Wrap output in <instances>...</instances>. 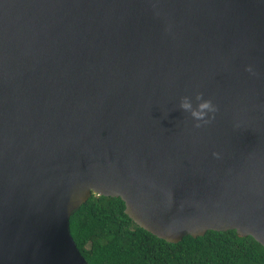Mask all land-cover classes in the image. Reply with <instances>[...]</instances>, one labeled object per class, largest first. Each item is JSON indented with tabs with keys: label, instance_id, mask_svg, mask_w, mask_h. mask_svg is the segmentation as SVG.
<instances>
[{
	"label": "water",
	"instance_id": "95a60500",
	"mask_svg": "<svg viewBox=\"0 0 264 264\" xmlns=\"http://www.w3.org/2000/svg\"><path fill=\"white\" fill-rule=\"evenodd\" d=\"M92 194L171 243L264 246V0H0V264H85Z\"/></svg>",
	"mask_w": 264,
	"mask_h": 264
},
{
	"label": "trees",
	"instance_id": "16d2710c",
	"mask_svg": "<svg viewBox=\"0 0 264 264\" xmlns=\"http://www.w3.org/2000/svg\"><path fill=\"white\" fill-rule=\"evenodd\" d=\"M120 198L92 194L70 217L85 264H264V246L234 229L171 243L135 224Z\"/></svg>",
	"mask_w": 264,
	"mask_h": 264
},
{
	"label": "clouds",
	"instance_id": "9594fccd",
	"mask_svg": "<svg viewBox=\"0 0 264 264\" xmlns=\"http://www.w3.org/2000/svg\"><path fill=\"white\" fill-rule=\"evenodd\" d=\"M246 71L255 75L251 66ZM197 104L193 107V102L188 96H183L180 102V108L189 113L191 118L196 122L195 127L199 128L201 123L208 124L214 118L218 111L217 106L210 99H204L203 93H196Z\"/></svg>",
	"mask_w": 264,
	"mask_h": 264
}]
</instances>
